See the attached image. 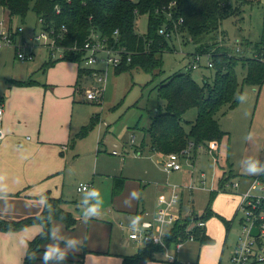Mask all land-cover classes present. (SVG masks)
<instances>
[{"label":"rangeland","instance_id":"rangeland-1","mask_svg":"<svg viewBox=\"0 0 264 264\" xmlns=\"http://www.w3.org/2000/svg\"><path fill=\"white\" fill-rule=\"evenodd\" d=\"M1 19H6V24L13 31L22 28L24 33L19 34L15 41L19 50L4 48L0 53V96L4 97L7 106L25 99L26 107L20 115L27 112V118H31L38 128L43 123L46 128L56 127L58 134L62 135L59 139L64 140L59 141L65 146L59 152L61 168L45 186L48 188L46 191L51 190L55 197L65 201L64 208L73 213L77 223L74 229H69L63 222L55 221L52 239L46 248L58 245L67 254H79L75 264H121L122 256L134 255L145 246L129 237L136 223L143 220L138 218L133 224L137 212L145 210L147 218H152L164 196L169 198L173 187H177L183 197L178 208L189 215L187 219L192 220V215L199 214L205 217L208 208L213 210L215 215L206 220L205 233L215 242L200 248L197 233V240L185 242L178 262L167 261L161 253L155 263L229 264L243 229L244 214L237 212L238 193L246 191L251 185L250 179L264 172V85L256 88L244 83L245 63L240 62L237 71L241 95L246 99L241 96L237 107L225 106L216 114L227 134L220 146L214 152L203 144L189 146V154L180 156L183 169L168 174L161 166L163 158L153 153L148 145L143 155L137 151L144 141L146 144L150 141L146 131L156 110L166 107L158 87L164 80L189 68L201 87L206 81L212 83L216 73L214 68H208L209 57L206 55L201 56L198 69H192L197 45L187 32L179 28L168 38L171 49L159 56L163 73L157 71L152 74L141 68L117 72L115 67H110L102 101L91 102L85 100L86 89L99 86L98 80L90 74L79 78V63L61 61L52 68L46 65L50 61V49L45 46L41 37L42 24L33 12L25 20L16 17L10 21L9 12L2 9ZM149 22V15L139 14L136 31L141 35L147 34ZM263 25L264 0L242 7L222 22L223 48L234 54L240 49L239 54L248 57L252 50L246 45L260 40ZM29 47L34 51V60H18V51L29 53ZM60 55L61 52L57 51L56 58ZM97 57L99 62L95 67H88L85 61L81 67L106 70L102 62L104 55ZM14 82L31 84L25 85L28 88L23 90L17 89L9 98L7 91L13 89ZM197 116V108L187 112V130ZM62 128L66 132H62ZM35 132L26 130L23 136L33 139ZM114 151L119 155H113ZM253 160H257L262 169L258 175L247 173ZM231 171L235 175L230 182H240V191L233 189L231 183L222 187L223 180ZM117 176L125 178L126 182L122 194L114 196V178ZM80 184L90 185L91 190L99 191L103 201L100 215L87 222L83 220V210L92 202L91 190L79 193ZM3 191L7 193L6 199H0V218L4 220H23L39 215L44 208L40 197L26 198L14 195V191ZM133 191L138 193V197L132 196ZM42 232V225L36 223L21 232L6 236L0 234V264L12 263L18 255L23 258L29 242ZM71 238L82 243L76 249L67 248ZM170 249L173 251L175 246L171 245Z\"/></svg>","mask_w":264,"mask_h":264},{"label":"trees","instance_id":"trees-1","mask_svg":"<svg viewBox=\"0 0 264 264\" xmlns=\"http://www.w3.org/2000/svg\"><path fill=\"white\" fill-rule=\"evenodd\" d=\"M257 1L260 0H0V10L9 12L10 21L16 17L25 20L33 12L41 22L43 31H55L58 46L83 47L95 33L109 47L125 48L131 53L132 60L128 64L125 59L116 69L117 72L141 68L152 74L157 71L163 73L159 56L171 49L168 38L179 28L187 32L197 45L196 53L213 56L216 73L213 82L206 81L204 87L196 83L190 68L186 72L174 74L159 85L158 90L166 101V107L157 109L146 132L151 150L168 156L172 153L181 155L192 144H203L209 148L214 142L221 144L227 134L222 130L216 114L225 106L234 109L241 101L237 71L240 62L246 65L244 83L256 88L264 85V62L241 56L240 49L234 54L223 48L225 37L220 31L224 20ZM171 5L174 6L170 8ZM169 12L171 16H168ZM139 14L149 15V31L145 35L136 31ZM163 25H167L169 37L160 34ZM7 27L13 32L15 41L19 34H23L19 29L13 31L9 25ZM249 47L251 53L264 57V25L260 40L252 45L248 43L246 48ZM85 57L83 51L66 50L63 57L56 59L50 51V61L46 65L54 66L61 61L79 63L78 76L81 78L93 72L81 67ZM193 108L198 109V116L187 130L185 115ZM145 146L143 142L141 148ZM233 176L230 172L223 180L222 187ZM125 182L123 177L114 178V196L123 192ZM42 199L45 206L39 215L19 221L0 218L1 233L21 232L36 223L42 225L43 232L29 242L23 264H36L42 260L45 246L52 239L54 221L63 222L69 229L76 227L77 219L64 208L63 199L55 198L50 192L44 194ZM214 215L211 208L205 212L206 219ZM190 221L180 220L175 234L170 238L175 239L177 235L185 237V229ZM197 233L202 235L199 238L202 245L214 242L202 231ZM162 252V248L157 245H146L134 255L123 256L121 264H148L157 261V255Z\"/></svg>","mask_w":264,"mask_h":264},{"label":"built area","instance_id":"built-area-1","mask_svg":"<svg viewBox=\"0 0 264 264\" xmlns=\"http://www.w3.org/2000/svg\"><path fill=\"white\" fill-rule=\"evenodd\" d=\"M174 5H171L172 8ZM171 16V12L168 13ZM20 32L24 33L22 28ZM160 34L167 37L170 33L166 28L160 29ZM53 35V37L51 36ZM45 41V46L53 52V57L56 58V52L60 51L61 58L64 56L66 50L83 51L86 53L85 62L88 67H95L99 58L97 55L103 54L102 62L106 65V70L100 71L93 70V77L97 81V85L92 86L86 91V99L91 102H101L107 85L108 72L110 67L119 68L123 62L131 63L132 56L125 48L115 49L109 47L105 41H102L100 36L93 33L90 39L84 44L83 47L74 46L68 48L65 46H58L55 31H43L41 35ZM38 38H40L38 36ZM4 48H16L13 32L9 27H5L4 22H0V51ZM29 53H22L18 51L17 58L20 61H30L34 59V51L29 47ZM239 51V49H238ZM209 57L208 68H214V58L211 54H204ZM201 54L195 55V63L192 69H198V64L201 61ZM249 57L264 62V57H259L257 54H251ZM56 58V59H57ZM92 69V68H88ZM4 116V99L0 96V141L6 137L2 127V120ZM219 147L217 142L210 146L211 151H215ZM190 151H185L183 154H189ZM118 154L117 151L114 152ZM180 154L172 153L168 155L163 162V168L166 172L172 173L181 171L183 169ZM228 182L227 185H229ZM231 186L234 189L240 188V183L232 182ZM92 187L90 185L81 184L78 188L79 192H88ZM183 197L179 193L177 187H173L171 196L163 198L161 201L162 209L156 214L153 220L144 221L134 227L133 232L130 234V239L140 245H157L162 248L163 256L167 261L175 262L179 252L185 245L186 241H195L197 239V232L203 230L207 226L206 218L203 214L192 215L191 224L185 229V237L177 235V238L171 239L175 234V228L180 221L182 211L179 210L178 205L182 202ZM237 212L244 214L243 229L239 241L236 243L232 251L229 264H264V172L258 177H254L248 189L240 194V202ZM258 230V234H254V230ZM171 239V240H169ZM171 245L175 246L172 251Z\"/></svg>","mask_w":264,"mask_h":264},{"label":"crops","instance_id":"crops-1","mask_svg":"<svg viewBox=\"0 0 264 264\" xmlns=\"http://www.w3.org/2000/svg\"><path fill=\"white\" fill-rule=\"evenodd\" d=\"M2 21L4 22V25L6 27L7 26L6 19H1L0 22ZM7 49H11V48H7ZM251 54L253 53L250 52V55ZM33 60H30V61H33ZM25 62H28V61H25ZM54 66H49V68H52ZM91 70H94V69H91ZM98 70L104 71L103 69H98ZM92 76L93 75L90 74V77ZM14 84L15 86H13V89L7 91L8 94L10 95L9 98L15 95V92L17 89L23 90L24 88H28L27 86H30L31 83L30 84H19V82H14ZM8 100L10 101V99ZM85 100L87 101L86 98ZM26 102L27 101L25 99H22L19 103L12 102V104L10 103V105L7 106L6 100L4 99V116L2 120V127L4 129L6 137L3 141H0V187H2L3 190L14 191L13 192L14 195H20L26 198L40 197V199L44 202V200L42 199V196L44 194H46L47 192H50L53 195L51 190L46 191L48 188H46L45 184L50 179V177H52L61 168L62 164L60 162L59 152L60 150H63L65 146L61 145L59 141L63 142L64 140L59 139V137L62 138V135L58 134L59 131H57L56 127L46 128V124L43 123L38 128L37 125H35L34 122L31 120V118L29 117L27 118V112L24 113L23 115H20V113L23 112L26 107ZM137 124L139 125V123ZM45 128H46V132H44ZM26 130H31V131L35 130L36 131L35 138L32 139V137L30 136L24 138L23 133ZM16 132L19 134L16 135L15 134ZM62 132H66L64 128H62ZM134 142L135 141L133 140V143ZM148 143L146 144L145 147H147L148 145V148H150V141ZM141 147L142 145L137 149V151H140V155H143L146 148L145 147L141 148ZM114 152H113V155H115ZM153 153L163 158V161L161 163V166H163V162L165 161L167 156L162 153L156 152V151H153ZM61 155L63 154L61 153ZM118 155L119 154L115 156H118ZM175 172H179V171H175ZM231 172L233 173V175H235L233 171ZM250 180L252 182L253 178ZM80 186L81 184L79 185V187ZM241 188H242V184L240 183V188L236 190L240 191ZM77 191L79 192L78 189ZM79 193H85V192H79ZM241 193L242 192L238 193L239 198H240ZM53 196L55 197V195ZM55 198L61 199L58 197H55ZM164 198H168V197L164 196ZM141 201L142 200H140L139 202V207H140ZM44 206H45V203H44ZM161 209H162V205L160 204L159 206L156 207L154 216L150 219L147 218L148 213L145 210L138 211L136 217L139 219H143V220L138 221L136 225L144 221L153 220V218L156 216V214ZM182 214L183 215L181 216L180 220H184V221L187 220L188 218L187 216L189 215L185 214V212L183 211H182ZM223 219L226 220L225 218ZM191 221L187 224V226L191 224ZM203 230H199V231H203L202 232L203 234H205L207 237H210L208 234L205 233V229ZM0 234L6 236V234H10V233L0 232ZM200 236L202 235L199 234V238ZM211 239L214 241L213 238ZM199 245H200V248L203 246L201 244L200 239H199ZM184 247L185 245L182 247L181 251L179 252L175 263L179 261L181 252L183 251ZM45 249L47 250L46 246H45ZM27 251H26V254H24L23 258L22 256L18 255L16 258L14 257V262L9 263V264H23L24 258L27 255ZM77 256L79 257V254L78 255L67 254V258L63 262H57L56 260H50L48 264H75L76 262H78L76 260V258H78ZM122 259H123V256L121 258V262H122ZM157 261H151L148 264H158V263H155ZM36 264H44L43 256H42V260L38 261Z\"/></svg>","mask_w":264,"mask_h":264},{"label":"clouds","instance_id":"clouds-1","mask_svg":"<svg viewBox=\"0 0 264 264\" xmlns=\"http://www.w3.org/2000/svg\"><path fill=\"white\" fill-rule=\"evenodd\" d=\"M242 98L246 99L244 95H241ZM259 162L257 160H253L247 169V173L252 174V175H258L262 171V169L258 166ZM89 196L92 198V202L89 203V206L83 210V220L87 222L93 217H98L101 212V206H102V198L100 196L99 191L96 189H92L89 193ZM132 196L138 197V193L133 191ZM7 198V193H5L0 187V199H6ZM136 219H133V224L136 223ZM82 241L71 238L68 240L66 247L71 248V249H76L78 245H80ZM33 259L35 257H32ZM67 258V254L64 250H62L58 245L50 246L44 253L43 255V262L44 264H48L50 260H56L57 262H63Z\"/></svg>","mask_w":264,"mask_h":264},{"label":"water","instance_id":"water-1","mask_svg":"<svg viewBox=\"0 0 264 264\" xmlns=\"http://www.w3.org/2000/svg\"><path fill=\"white\" fill-rule=\"evenodd\" d=\"M254 234H258V230L257 229L254 230Z\"/></svg>","mask_w":264,"mask_h":264}]
</instances>
